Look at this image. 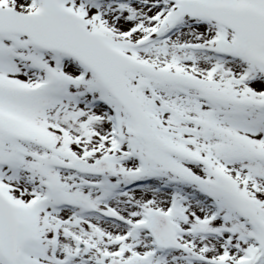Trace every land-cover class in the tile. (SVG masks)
<instances>
[{
	"label": "snow or ice",
	"instance_id": "snow-or-ice-1",
	"mask_svg": "<svg viewBox=\"0 0 264 264\" xmlns=\"http://www.w3.org/2000/svg\"><path fill=\"white\" fill-rule=\"evenodd\" d=\"M0 264H264V0H0Z\"/></svg>",
	"mask_w": 264,
	"mask_h": 264
}]
</instances>
